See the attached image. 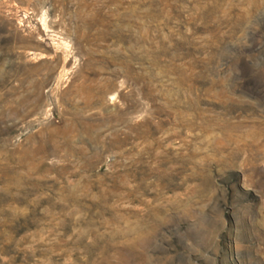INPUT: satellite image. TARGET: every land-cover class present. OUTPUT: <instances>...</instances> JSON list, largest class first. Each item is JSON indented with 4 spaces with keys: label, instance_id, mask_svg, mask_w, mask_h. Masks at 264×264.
Segmentation results:
<instances>
[{
    "label": "rangeland",
    "instance_id": "374dc122",
    "mask_svg": "<svg viewBox=\"0 0 264 264\" xmlns=\"http://www.w3.org/2000/svg\"><path fill=\"white\" fill-rule=\"evenodd\" d=\"M0 264H264V0H0Z\"/></svg>",
    "mask_w": 264,
    "mask_h": 264
}]
</instances>
